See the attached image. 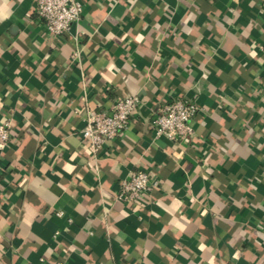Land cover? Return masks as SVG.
<instances>
[{
  "label": "crops",
  "instance_id": "0c3cea01",
  "mask_svg": "<svg viewBox=\"0 0 264 264\" xmlns=\"http://www.w3.org/2000/svg\"><path fill=\"white\" fill-rule=\"evenodd\" d=\"M49 34L35 0H0V264H264V0H81ZM138 94L98 152L90 111ZM194 100L192 140L156 136ZM136 170L154 184L118 197Z\"/></svg>",
  "mask_w": 264,
  "mask_h": 264
},
{
  "label": "built area",
  "instance_id": "2783aa9c",
  "mask_svg": "<svg viewBox=\"0 0 264 264\" xmlns=\"http://www.w3.org/2000/svg\"><path fill=\"white\" fill-rule=\"evenodd\" d=\"M35 3L38 17L47 32L54 36L65 34L83 13L81 0H35ZM261 50L264 54V45ZM141 104L142 98L138 94H128L119 98L111 111H90L80 130L81 136L89 141L94 152H98L109 140L123 133ZM199 110L200 106L194 100L165 101L151 118V127L156 136H165L175 142L192 140L195 135L193 120ZM10 138V122H0V153ZM152 184L148 171L136 170L122 180L118 197L128 202L138 200Z\"/></svg>",
  "mask_w": 264,
  "mask_h": 264
}]
</instances>
